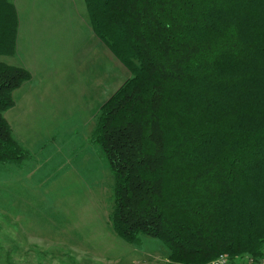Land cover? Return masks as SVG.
<instances>
[{
    "label": "trees",
    "instance_id": "trees-1",
    "mask_svg": "<svg viewBox=\"0 0 264 264\" xmlns=\"http://www.w3.org/2000/svg\"><path fill=\"white\" fill-rule=\"evenodd\" d=\"M94 34L131 73L93 136L113 176L111 227L156 237L174 264L264 253V0H84ZM17 13L0 0V56ZM31 78L0 61V164L29 153L4 112ZM252 264V263H251Z\"/></svg>",
    "mask_w": 264,
    "mask_h": 264
},
{
    "label": "rangeland",
    "instance_id": "rangeland-1",
    "mask_svg": "<svg viewBox=\"0 0 264 264\" xmlns=\"http://www.w3.org/2000/svg\"><path fill=\"white\" fill-rule=\"evenodd\" d=\"M9 1L17 41L0 61L31 78L4 117L29 157L0 164V264H174L158 238L127 243L111 227L113 172L93 128L131 73L94 34L84 0Z\"/></svg>",
    "mask_w": 264,
    "mask_h": 264
},
{
    "label": "built area",
    "instance_id": "built-area-1",
    "mask_svg": "<svg viewBox=\"0 0 264 264\" xmlns=\"http://www.w3.org/2000/svg\"><path fill=\"white\" fill-rule=\"evenodd\" d=\"M251 263L252 264H264V253L258 260L251 261ZM207 264H228V258L226 255L220 254L219 256L212 259Z\"/></svg>",
    "mask_w": 264,
    "mask_h": 264
},
{
    "label": "crops",
    "instance_id": "crops-1",
    "mask_svg": "<svg viewBox=\"0 0 264 264\" xmlns=\"http://www.w3.org/2000/svg\"><path fill=\"white\" fill-rule=\"evenodd\" d=\"M20 66V65H19Z\"/></svg>",
    "mask_w": 264,
    "mask_h": 264
}]
</instances>
